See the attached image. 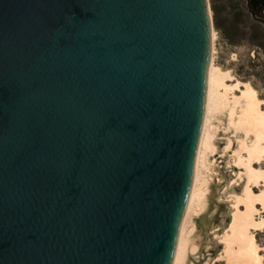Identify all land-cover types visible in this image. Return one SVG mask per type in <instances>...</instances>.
<instances>
[{
  "label": "water",
  "instance_id": "obj_1",
  "mask_svg": "<svg viewBox=\"0 0 264 264\" xmlns=\"http://www.w3.org/2000/svg\"><path fill=\"white\" fill-rule=\"evenodd\" d=\"M213 59L208 0H0V264H173Z\"/></svg>",
  "mask_w": 264,
  "mask_h": 264
},
{
  "label": "bare ground",
  "instance_id": "obj_2",
  "mask_svg": "<svg viewBox=\"0 0 264 264\" xmlns=\"http://www.w3.org/2000/svg\"><path fill=\"white\" fill-rule=\"evenodd\" d=\"M212 34L215 55L218 37L213 26ZM214 61L204 143L193 169L178 257L172 263L186 264L185 255L196 249L190 239V219L200 211L199 198L210 172L207 157L214 153L213 140L219 134L224 137L222 152L229 153L237 172L226 196L231 207L229 220L222 230H215L221 233L214 236L221 252L210 264H264V246L256 238L264 230V99L249 82L236 79ZM238 182L241 188L236 192L232 184Z\"/></svg>",
  "mask_w": 264,
  "mask_h": 264
},
{
  "label": "rangeland",
  "instance_id": "obj_3",
  "mask_svg": "<svg viewBox=\"0 0 264 264\" xmlns=\"http://www.w3.org/2000/svg\"><path fill=\"white\" fill-rule=\"evenodd\" d=\"M208 1L212 26L218 37L215 64L230 70L236 79L249 82L264 99V24L250 14L246 0ZM223 138L215 135V151L207 157L210 172L205 175L206 186L199 198L200 211L190 219V239L196 249L185 255L186 264H210L221 252L214 238L220 231L215 230H222L229 220L231 207L226 196L231 182L236 181L234 173L237 172L229 153L222 152ZM261 166L264 167V162ZM232 188L239 191L240 183L232 184ZM261 216L264 218V210ZM256 238L264 246V230L257 233ZM261 255L264 256V252Z\"/></svg>",
  "mask_w": 264,
  "mask_h": 264
},
{
  "label": "trees",
  "instance_id": "obj_4",
  "mask_svg": "<svg viewBox=\"0 0 264 264\" xmlns=\"http://www.w3.org/2000/svg\"><path fill=\"white\" fill-rule=\"evenodd\" d=\"M250 14L264 24V0H246Z\"/></svg>",
  "mask_w": 264,
  "mask_h": 264
}]
</instances>
